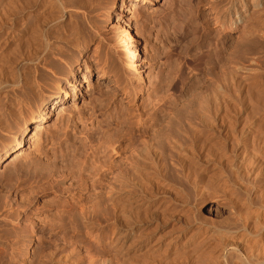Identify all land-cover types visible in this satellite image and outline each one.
<instances>
[{
	"label": "rangeland",
	"instance_id": "obj_1",
	"mask_svg": "<svg viewBox=\"0 0 264 264\" xmlns=\"http://www.w3.org/2000/svg\"><path fill=\"white\" fill-rule=\"evenodd\" d=\"M8 1L4 0L5 4ZM73 1L87 7L83 11L84 8L69 5L65 17L68 19L72 12L71 20L76 22L78 18L81 22L79 28L86 39L84 50L80 52V43L76 42L78 48L75 45L67 50L63 59L53 56L37 64L41 95L43 100H49L46 108L51 111L47 122L35 132L40 101L28 90L16 88L23 100V115L12 121L9 129L0 130V158L4 156L0 161V215L7 218V221L0 219V249L6 261L42 264L51 260L49 263L53 264L62 258L57 263L106 264L105 260L111 261L110 264H187L190 259L186 257L206 254L215 246L218 254L220 247L230 240L242 243L264 239L261 237L264 236V43L258 41L250 51L243 33L229 32L232 36L225 42L222 40L224 36L215 16L228 0H81V4L80 0ZM60 13L57 9L56 14ZM73 22L70 26L74 27ZM57 27L62 30L55 28L56 32L67 33L62 26ZM130 35L136 40L133 50L138 47L141 51L137 63L141 69L139 80L125 62V46ZM205 35L214 46L211 74L205 69L210 51L203 46ZM7 42L0 50V57L6 63L3 66L13 70L18 67V74L13 71L16 75H12L24 76L31 68L23 62L30 50L28 44L15 35ZM219 42L224 44L218 55L215 45ZM3 54H8L10 59ZM65 61L73 68L72 73L69 68L67 73L62 70ZM236 61L243 68L244 109L238 116L239 124L223 134L225 148L218 155L223 156L220 161L216 154L201 151L202 142L196 144L195 138L192 140L191 124L199 122L197 112L205 95L225 84V80L230 81L229 73ZM85 74L87 82L83 80ZM6 75L1 74L0 81L11 79L4 78ZM76 80L79 83L75 94ZM228 89L220 94L219 104L213 103L205 127L196 129L199 133L203 128L200 132L205 131L203 136L208 133L206 137L210 138L206 140L210 145L218 140V135H213L218 130L215 129L217 108L225 112L233 104L230 95L233 91ZM3 93H0V106L5 101ZM249 96H253V103L247 100ZM60 98L64 99L59 110L53 112ZM24 127L28 130L22 147L17 150L16 143L22 140ZM145 143L157 146L162 153L160 187H133L129 204L124 205V209L128 206L125 209L128 218L124 216V225L112 227L109 189L116 185L121 172L133 166L138 150ZM183 162L192 163V169ZM93 211L97 216L95 231L84 226L80 230L75 228L76 213L89 217ZM249 217L246 222L245 218ZM11 219L20 222L26 219L33 228V239L27 249L23 246L26 234L22 228L14 229ZM127 224L130 227L126 228ZM255 225L263 226L257 228L258 233L254 231ZM127 231L132 235L125 242L119 235ZM240 234L244 237L240 238ZM160 236L163 242L154 246ZM217 236H221L219 240ZM220 238L228 241L223 243ZM15 240L20 243L13 254ZM171 240L175 241L168 244ZM184 249L194 251L195 256L182 257L179 252ZM13 255L17 256L16 261H12Z\"/></svg>",
	"mask_w": 264,
	"mask_h": 264
},
{
	"label": "bare ground",
	"instance_id": "obj_2",
	"mask_svg": "<svg viewBox=\"0 0 264 264\" xmlns=\"http://www.w3.org/2000/svg\"><path fill=\"white\" fill-rule=\"evenodd\" d=\"M76 2H78V1L76 0ZM81 2L82 1L80 0V4H81ZM78 4L79 3L76 4L73 0H13V1L10 0V1L6 2V4H5L4 0H0V50L2 51L3 47L9 42V41L7 42V40H8L9 37H12V36L14 37V35H15V37H17V39H19L20 41L22 39H24L26 41V44H28V47L27 48H29L30 50L28 49L29 50L28 51V54L25 55L26 56V58H25L26 60L23 59V62L26 61L25 64L28 65V66H31V68L29 69V72H27L24 76L17 75L19 77H17V76L15 77V76L12 75V73H13V71H14V73H15V71L17 72L18 67H16L17 69L15 68L16 70H13L11 68L10 69H6L3 66L4 64H6V63L3 62V59H2L3 56L1 55L2 58L0 57L1 58V60H0V72L2 71L1 74H5L6 75V74H10L11 73V75H12V76L11 75L10 76L6 75L4 77V78H7V77L10 78L11 77V79H8V81H7V79H5L4 81H0V93L1 92H4L5 93V94L3 93L4 96H5V101L0 106V130H3V131L7 130V128L9 127L10 123H12V121H16V120L20 119L22 117V115H23V108H22V106H23V100H22V97H20L18 95V93H16V91H15L16 88H21L22 90L24 89L26 92L28 90L31 93V95H33L34 97H36L40 101V106H39L40 118L38 119V122L37 121L35 122V124H36L35 125L36 126L35 127V132H36V130L42 129L43 128V125L45 124V122H47L49 113L51 111L49 112V108H46L47 105H48L49 100H43L42 95H41V84H40V81H39V73L40 72L38 73L39 70H38L37 64H39V62H41L42 60L47 61V60H49L50 57H53V56H57V57H60L61 59H63V57L67 53V50L72 49V47H75L76 42L80 43V45H79L80 48H81L80 49V52H82L84 50V48H82V47L84 46V43H85V40L86 39H85V34L82 31L83 29H81L82 28L81 27L82 26L81 25V22L77 21L78 18H76V22L74 21L75 19H73L74 22L71 20L74 17L72 12L70 14H68V17H69L68 19L65 18L66 17V10H67V7L69 5H71V7L73 6V7L77 8V9L84 8L83 6L80 7ZM85 7H86V5H85ZM86 8H84L83 11H85ZM55 9H56V12L54 13L53 11H55ZM57 9L59 10V12L61 11V13H60L61 15L58 14L59 16L56 14L57 13ZM55 14H56V16H55ZM15 17L17 19L16 20L17 22L14 21V18ZM215 20L217 22H219L220 29H221V34L224 36V38L222 39L223 41L227 37H231L232 36L231 33H229V32H235V33H238V34L243 33L244 36L247 37L246 40L249 43V45L247 44L248 47H249L248 49H250V47L252 49L250 51H253L254 48H252V46H254L253 44H256L258 41H259V43H264V0H228L226 6H224L221 9V11L218 13L217 17L215 16ZM71 21L74 23L73 24L74 27L73 26H70V23H72ZM59 25L62 26L61 28L65 29V31L68 34L67 33H64V32H60V31L59 32H56L55 31V28L60 29V27L59 28L57 27ZM71 27H73V28H71ZM79 27H81V28H79ZM60 30H62V29H60ZM67 30L68 31L70 30V31L68 32ZM225 32H227V34ZM129 37L130 38L127 39V45L125 46V56H124L125 57V62L128 65V67L132 70L134 78L136 80H139V78H141L140 77V75H141V71L140 70L141 69H140V67H139V65L137 63H138V58H139V55H140V52L141 51L138 50V47H135V50H133L132 46H133L134 42H136V40H135V37L133 35H130ZM209 38L210 37L208 35H205V37H203V46H204V48H207V49L210 50L208 52L209 54L206 57L207 59H205L206 60V68L205 69L207 70V73L208 74H211V69L209 68V66L213 62V58H212L211 51H212V48H214V46L213 45L211 46V40ZM239 38H240V36H239ZM247 41H246V43H247ZM130 44H131V46H129ZM221 44L223 45L224 43L223 42H219V43H217L215 45V49H218V55L223 50V48L221 47ZM26 46L27 45H25V47ZM76 46L78 48V45H76ZM7 55H4V56H6V58H9ZM65 62L66 63L64 64V67L62 68V70L65 73H67V71H68L67 69L69 68V71L71 70L70 72L72 73L73 68L70 67V65H69V63L67 61H65ZM240 64L241 63L239 61H236V63L231 68L230 73H229V75H230L229 78H231V79H229L230 81H228V79L225 80L226 81L225 84L223 83L221 86L219 85L218 88L217 87H216V89L214 88L209 94L205 95V97H204V99H203V101L201 103V106H200V108L198 109V112H197L199 122L197 124H195V125L194 124L193 125L191 124L192 130H193L192 135L194 136V137L193 136H190V137H192V140H194V138H195L196 141L194 140V142H197L196 144H198V142H202L201 145H199L200 147L202 146L201 147L202 148L201 151L205 150L206 153H209L211 155L214 153V156L216 154V157L218 155H222L221 154V149L222 148H225V146L224 147L222 146V142H223L222 138L225 139L223 137V134L225 132H227L229 130V128L231 130H233L231 127H233V126L235 127L237 124H239V120L240 119L238 120V116L242 112V108H243L242 107L243 106V103H244V97H243L244 96L243 95L244 94L243 93L244 86L243 85L245 83V82H243V79H242V77L244 75H243V68H242V66ZM3 71H5V72H3ZM18 72L16 74H18ZM16 74H14V75H16ZM83 80L87 82L88 77L86 76V74H85ZM78 83H79V81L76 80L75 83H74V86H73V91H74L75 94H76V90L78 89V86H77ZM255 85H258V84L255 83ZM225 87H226V89H225ZM227 89L228 90H231V92L233 91L232 94H230V92H229V94L233 97V104L231 105V107H229V108L226 107L225 108L226 111L229 113V115L227 114L226 111L224 112L223 108L220 109L218 106L215 105L216 107H218L217 108L218 109V112L216 111L217 109L215 111L217 113H219L218 116H217V125L215 124L216 127H217L215 129L216 130L218 129L217 130L218 133H217V131H215L213 129L215 131V132H213V135L217 134L218 135L217 136V139L218 140H215V143L214 144L211 142L212 145H210L209 142H207L208 140H206V139L210 138L209 136L206 137V135L208 133L206 132V135H204L205 136L204 137L203 134H204L205 131L203 133H200L203 130V128H201L202 130L200 129L201 131L199 133L196 132V129L199 130L198 129L199 127H203L204 124H206V119L208 120V118L210 117V115L212 113V105H213V103L214 104L215 103L219 104L218 103L219 102L218 100L220 98H222V95L224 94V91H227ZM18 92H20V91H18ZM22 93H23V91H22ZM250 93H254V92L251 91ZM250 93H248V94H250ZM257 93H260V91L257 92ZM220 94H222V95H220ZM250 95H252V94H250ZM255 95H254V97L256 98L257 95L256 96ZM249 97L251 99L249 98L247 100H249V102L251 101V103H253L255 101L254 98H252L253 96L252 97L249 96ZM0 99H2V98H0ZM63 99L62 98L58 99V101L54 105L53 112L56 111V110L57 111L59 110L58 107H59L60 103H62ZM223 100H224V98H223ZM228 101H226V103ZM258 102L259 101H257V103ZM249 107H250V105H249ZM232 109H233V111H232ZM246 110H247V108H246ZM232 112H233L234 115L233 114L231 115ZM247 113H248V111H247ZM230 115H231V117H230ZM228 118H230V119L232 118L233 121L232 120H229ZM250 122H251V120H250ZM259 126H261V124ZM256 128H258V127H256ZM263 128H264V126H263ZM208 129H210V128H208ZM27 130H28V127L27 128L24 127L21 130V136H22L21 138H22V140L20 139L16 143V149L17 150H19L22 147V145H23V137L26 135ZM261 130H262V127H261ZM210 132H212V131H210ZM232 132L233 131H231L230 133H232ZM234 132H237V131L234 130ZM228 133H229V131H228ZM228 133H226V134H228ZM210 134L211 133H209V135ZM213 135H211V136L214 137ZM230 135L232 136V134H230ZM192 140H190V146H191V143L193 142ZM219 141H221V142H219ZM178 143L180 145V142H178ZM175 144H176V142H174V144H172V145L174 146ZM184 144H187V143L185 142ZM8 151H9V149H7L5 153L7 154ZM222 151H223V149H222ZM247 152H249V151H247ZM209 154L208 155L206 154V155L209 156ZM17 155H18V153H17ZM192 156H195V153ZM219 157L220 156H218L217 158H219ZM222 157L219 158L220 161L223 160ZM16 158H18V156ZM161 158H162V153L160 152V150H159V148L157 146H155V145H148V144L145 143L138 150V152H137V154H136V156L134 158V164H133V166H129L128 169H126L125 171H123V172H121L119 174V179L117 180L116 185L114 187L110 188L109 189V193H108L109 194L108 204H109V207L111 208V214H110V217L111 218H110V220L112 221V223H111L112 227L117 228L116 226H119L120 227L121 225H124V221L122 222V220H123L124 216H126L125 213L127 212V210H125V209H126V207H128V206H126L125 209H124V205H127L126 203L129 204V201L131 199V198H129V196H130V192H131V190H132L133 187H135V188L137 187V188H141L142 189V188H145L147 186L148 187L149 186L153 187V186H159L161 184V180L160 179L162 177H161V175L159 173V170H161ZM193 158H195V157H193ZM3 159H4V156L0 158V161H2ZM219 159H217V160H219ZM185 160H186V158H185ZM186 163L188 164V162H186ZM215 163H216V161H215ZM221 163H223V162H221ZM183 164H184V162H183ZM184 165H183V168H184ZM188 165H190V163ZM188 165H186V166H188ZM191 165H192V163H191ZM192 166L191 167L188 166V167L192 169ZM215 166H217V165H215ZM189 168L185 167V169L190 170ZM252 172L255 173L253 170H252ZM198 174H199V172H198ZM243 175H245V174H243ZM261 175H262V173H261ZM262 177H263V175H262ZM261 184H262V182L259 183V185H261ZM259 185H258V187H259ZM262 185H264V184H262ZM10 192L11 191L9 190L7 194H9ZM248 194H249V192H248ZM7 198H8V196H7ZM255 200L257 201V199H255ZM135 202H138V200L137 201L135 200ZM263 202H264V200H263ZM141 204H142V202H141ZM258 205H261V204L258 203ZM261 206H263V205H261ZM0 212H1V208H0ZM240 213H242V212L240 211ZM243 213H245V211H243ZM256 213H258L257 210H256L255 214ZM248 214H245V215L248 216ZM127 215H128V213H127ZM126 217L128 218V216H126ZM250 217H252V216H250ZM250 217L249 218H245L246 222H247V219H249V220L251 219ZM0 219H4V220L7 221V218H3L2 215H0ZM96 220H97V216H96L95 211H93L91 213V216H89V217L88 216H85L83 214H79V213H76L73 216V223L75 225V228H77L79 230L82 229V227L84 226V228L86 227V228H89L92 231H95L94 225L97 224V221ZM253 220H254V218H253ZM125 221L127 222V220H125ZM28 222L29 221L26 220V219H24L23 222H20L19 220H12V219L10 221V223H11V225H13V228L14 229L18 230L19 228L20 229L22 228L24 234H26L25 236H23V239H24L23 246L26 249L31 244L32 239H33V234H34L33 233L34 232L33 231V228H31V226L27 225ZM126 222H125V224H126ZM256 222H258V221L256 220ZM127 223H129V222H127ZM130 224H132V223H130ZM250 224H251V222H250ZM244 225H247V223H245ZM260 226L262 228L264 226V223H263V226L262 225H260ZM127 227H130V226H128V224H127L126 225V228ZM257 228H260V227H257L256 226V230L254 228L253 229H254V231H256L258 233V229ZM260 229H259V231H260ZM231 230H232V228H231ZM254 231H252L250 233H253ZM256 232H255V234H256ZM130 234L131 233H128V231L127 232H124L121 235H119L120 236L119 238L122 237V241H125L126 240L125 242H127V240L130 238ZM245 235H248V234H245ZM241 236H240V238H243L244 237L243 235H241ZM257 236H258V238L260 237V232H259V234ZM257 236H255V237H257ZM219 237H221V236H219ZM219 237L217 236V240H219L218 239ZM255 237H254V239H255ZM261 237H264V236H261ZM240 238H238V239H240ZM250 238H251V236H250ZM222 239H223V235H222ZM222 239H221V241H222ZM238 239H237V241H238ZM138 240H139V238H138ZM240 240H242V239H240ZM117 241H118V239H117ZM173 241H175V240L169 241L168 244L169 243L171 244V242H173ZM227 241L228 240H226L225 242L224 241H222V242L223 243H226ZM162 242H163V238H162V236H160V237L157 238L156 243H155L154 246H156V245L159 246ZM18 243H20V240L19 241H16L15 240V243L12 244L13 246L11 248V251L13 252V254H15V252H17V250H18ZM208 243H210V242H208ZM133 244H134V242H133ZM217 245H219V244H217ZM129 246H131V245H129ZM220 246H217V248L220 247ZM179 247H181V246H179ZM213 247H214V245H213ZM0 248H1V246H0ZM156 248L157 247H155V249ZM220 248H222V249H220V251H219L220 253H218V254L215 253L216 252V246L211 251H208V253L205 252V250H204V252L206 254H197V252H195L197 254V256L195 258L186 257V258H189L190 259V261H188L187 264H264V239H261V241H258L256 239L255 240L248 239L247 241H243L242 243H240V242L239 243H236V240H235V242L233 240L232 241L230 240L225 246H222ZM190 250H188V251H190ZM195 250L197 251L198 249H195ZM186 251L187 250L184 249V250L180 251L179 253H180V255L182 257L183 256H191V257L193 256L194 253H192V252H194V251H190V252H186ZM179 253H178V255H179ZM150 255H152V254H150ZM163 256H165V255H163ZM194 256H195V254H194ZM145 257H148V256H145ZM178 259H180V258H178ZM16 260H17V256L16 255H13L12 256V261H16ZM63 260L64 259L59 258L53 264H61V263H57V262L58 261H61L62 262ZM180 260H179V262H180ZM49 262H51V260L48 261V262H46V263H42V264H50ZM104 262L106 264H110L111 263V261H108L107 262L105 260H104ZM0 264H9L6 261L5 254H4L3 251H1V249H0ZM125 264H127V263L125 262ZM180 264H183V263L181 262ZM184 264H186V263H184Z\"/></svg>",
	"mask_w": 264,
	"mask_h": 264
}]
</instances>
